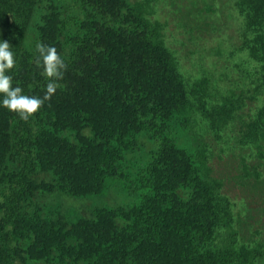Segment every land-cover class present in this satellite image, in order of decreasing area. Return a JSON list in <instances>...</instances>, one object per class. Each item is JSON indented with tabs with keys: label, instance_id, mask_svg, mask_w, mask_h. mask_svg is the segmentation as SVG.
Wrapping results in <instances>:
<instances>
[{
	"label": "trees",
	"instance_id": "obj_1",
	"mask_svg": "<svg viewBox=\"0 0 264 264\" xmlns=\"http://www.w3.org/2000/svg\"><path fill=\"white\" fill-rule=\"evenodd\" d=\"M153 1L0 0V26L19 45L8 73L14 87L45 96L51 78L37 43L55 47L67 64L29 119L0 107V264H13L21 249L10 223L33 238L27 255L42 264L264 262V241L238 232L206 142L227 130L245 101L207 78L188 80ZM40 4L37 38L21 50ZM236 4L244 22L239 51L262 65L264 88V0ZM263 140L264 107L243 122L240 142ZM52 192L116 201L68 227L41 214L42 194Z\"/></svg>",
	"mask_w": 264,
	"mask_h": 264
},
{
	"label": "rangeland",
	"instance_id": "obj_2",
	"mask_svg": "<svg viewBox=\"0 0 264 264\" xmlns=\"http://www.w3.org/2000/svg\"><path fill=\"white\" fill-rule=\"evenodd\" d=\"M236 2L237 0H154L153 4L156 9L155 17L165 23L167 44L176 50L180 68L188 80L193 82L207 78L221 92L242 96L245 101V106L227 130L220 135L209 134L206 142L211 150V175L223 181V192L233 202L235 224L240 236L264 241V140L260 145H243L240 142L243 122L256 117L264 107V88L260 80L262 65L252 59L247 51H239L244 37V22ZM44 8L43 4L36 6L29 22L27 21L26 39L20 45L21 50L26 47L27 42L28 45L35 42ZM74 12L75 10L72 13ZM70 14L71 12H65V15ZM10 19L13 20V17ZM5 29V25L0 26V39L7 40L13 51L19 45L15 44L14 38L10 39ZM59 40L62 42L61 38ZM61 48L64 52L69 50L62 43ZM16 66L17 63L14 68ZM254 172L260 175L259 181H256L257 175ZM45 179L49 181L52 178L45 175ZM114 195L113 192L109 196ZM107 201L113 203L116 199L46 193L42 194L40 200L43 207L41 214L52 220L60 216L69 227L82 218L90 217L98 206ZM14 226L15 223L7 225L10 232L8 235L11 242L19 244L21 249L13 264H42V260L32 256L29 258L27 255L28 244L33 238L23 231V235L16 232ZM22 229H26V226ZM32 254H36L34 248Z\"/></svg>",
	"mask_w": 264,
	"mask_h": 264
},
{
	"label": "clouds",
	"instance_id": "obj_3",
	"mask_svg": "<svg viewBox=\"0 0 264 264\" xmlns=\"http://www.w3.org/2000/svg\"><path fill=\"white\" fill-rule=\"evenodd\" d=\"M36 51L42 60L44 73L49 79L44 97L23 94V89L13 86L9 73L16 64L15 54L7 40L0 39V107L18 113L21 119L27 120L36 113L45 100L51 99L56 91V81L63 78L67 64L57 53V49L44 43L36 44ZM40 62V61H38Z\"/></svg>",
	"mask_w": 264,
	"mask_h": 264
}]
</instances>
